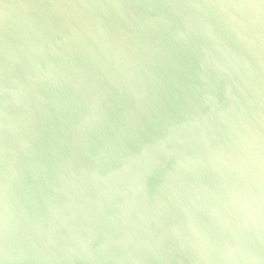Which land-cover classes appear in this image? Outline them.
Returning a JSON list of instances; mask_svg holds the SVG:
<instances>
[{
	"label": "water",
	"instance_id": "obj_1",
	"mask_svg": "<svg viewBox=\"0 0 264 264\" xmlns=\"http://www.w3.org/2000/svg\"><path fill=\"white\" fill-rule=\"evenodd\" d=\"M0 264H264V0H0Z\"/></svg>",
	"mask_w": 264,
	"mask_h": 264
}]
</instances>
